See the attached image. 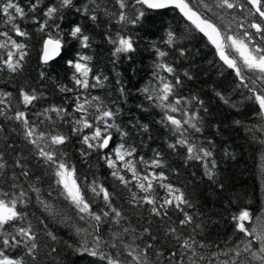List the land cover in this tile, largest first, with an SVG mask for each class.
Wrapping results in <instances>:
<instances>
[{
  "label": "trees",
  "instance_id": "obj_1",
  "mask_svg": "<svg viewBox=\"0 0 264 264\" xmlns=\"http://www.w3.org/2000/svg\"><path fill=\"white\" fill-rule=\"evenodd\" d=\"M32 2L18 0L26 11ZM126 3L128 7L123 11L129 19L137 16L140 11L144 12V16L135 24L118 22V15L106 14L105 10L117 14L121 11L116 0H96L99 7L95 13L91 11L95 7L91 0H74V7L62 9L48 21L49 27L40 31L33 17L42 22L46 19L43 16L46 8L58 6L59 0H39L35 13H29L26 19L16 21L29 33L28 37L15 36L0 15V31L7 30L14 39L26 43L28 53L22 71L15 74L6 69L0 71V93H11L8 101L12 107L26 111L30 121L37 124L39 130L65 134L68 140L60 147L67 153L70 163L76 166L82 177L87 176L89 181L98 178L109 189L113 205L123 212L125 219L119 226L109 221L101 225L100 235L105 240L111 237L113 230L128 227L134 231L124 234L127 242L131 243L135 238V244L141 248L146 243H152L154 248L149 252L159 251L166 257L172 251H181L175 237L168 234L170 228H175L182 238L194 236L198 242H203L207 247L202 251L220 253L221 249L227 250L229 246H235L246 239L236 230L232 219L239 210H250L253 219L246 222L250 230L256 229V234H259L264 227V143H261L264 140V129L261 128L264 121L256 114L255 105L246 99L247 89L239 86L234 71L219 60L215 49L178 11H150L144 5L135 4V0H126ZM85 5L90 9L88 12L84 11ZM92 14L97 15L96 21L91 19ZM232 15L239 20L245 13L233 11ZM75 26H80L83 33L90 37V47H82L77 39L69 35ZM233 29L238 30L235 24ZM251 31L254 33V30ZM169 32L175 37L171 45L167 42ZM49 33L53 36L59 34L63 38L62 56L55 62L45 64L42 60L43 40ZM117 33L132 39L134 51L113 56L114 45L109 42V38H116ZM3 39L0 37V40ZM258 40L259 36L256 37ZM157 50L167 55L161 58ZM80 55L92 58L90 61H82L92 69L90 84L95 83L92 77L99 75L102 85L83 90L74 84L72 77L76 73L69 61H78ZM160 62L171 65L175 73L168 74L157 69L156 65ZM41 72L45 73L43 78ZM157 73L173 83L178 76L180 83L175 86L170 101L182 97L188 111L199 113V126L202 130L195 132L189 128V138L212 151L210 159L216 161V175L212 180L205 175L200 162L187 159L186 148L178 145L173 150L168 147L169 143H175L177 137L170 130L172 126L164 119V109L147 99L149 94L154 95L151 89L159 86ZM60 86L73 88L74 91L61 92ZM145 88H149L150 92L145 93ZM21 89L34 90L38 98L25 107L20 102ZM77 96H97L103 107L114 112L115 124L127 135L121 136L115 128L111 129L113 139L110 149L121 143L126 147H135V155L130 159H133L138 171L145 174L163 172L167 179L162 183L182 191L193 205L191 208L181 205V208L193 216L194 223L181 225L183 212L174 205L166 207V216H156L151 214L150 205L137 207L129 203V189L138 195L144 194L135 187L136 181L125 188L112 177V169L107 167L102 158L113 155L109 149L92 151L87 158L81 156V149L87 150L80 142L81 136L89 134L92 129H84L83 133L75 134L72 132L73 124L65 122L80 116V113L74 111ZM184 102L180 107H185ZM54 107L67 108L71 115L62 120L54 112L48 111L45 114V110ZM90 112L94 113V109H90ZM169 114L181 120L185 118L181 112ZM47 116H51L52 120H48ZM89 119H93V116L90 115ZM156 153H160V156L157 157ZM0 154H3L8 164L0 186L7 187L5 180L13 173L19 175L21 169L15 167V162L20 160L31 173L29 180L37 183L41 189V198L50 201L53 209L61 212V215H50L36 201L35 194L31 193V203L26 211L34 225L40 247L35 259L26 256L22 247L11 249L8 254L24 256L25 264H105L98 257H92L80 249L87 234L82 232L78 235L76 228H86L90 232L92 229L89 223L81 221L72 206L50 189V185L55 187L52 173L35 154L34 146L26 141L21 126L3 116H0ZM140 157L149 164L141 163ZM157 158L162 166H150L151 160ZM122 174L131 180V173ZM153 183V195L159 202L168 196V192L160 187L161 182ZM50 191L51 197L48 195ZM93 206L99 211L104 206L102 199L96 198ZM195 224H201V229H195ZM145 228L156 237L155 240H151L147 234H144L143 239L139 238ZM46 232H52L56 239L52 240ZM87 239L91 242L92 237L87 236ZM152 258L155 259L154 256ZM225 258L220 255V260ZM160 264H168V261L162 257Z\"/></svg>",
  "mask_w": 264,
  "mask_h": 264
},
{
  "label": "snow or ice",
  "instance_id": "obj_2",
  "mask_svg": "<svg viewBox=\"0 0 264 264\" xmlns=\"http://www.w3.org/2000/svg\"><path fill=\"white\" fill-rule=\"evenodd\" d=\"M91 3L95 5L91 9L95 13L99 5L96 4V0H91ZM116 3L121 10L118 14L110 13L107 10L105 12L108 15H118V22L135 24L140 17L144 16V12L140 11L137 16L129 19L123 11L128 7L126 0H116ZM135 4L146 5L149 9H164L169 6L179 9L191 25L207 38L214 47L219 60L228 69L234 71L239 79V86L247 89L246 99L255 105L256 114L264 121V0H135ZM38 7L39 0H33L27 11L18 3V0H0V15L4 17L3 22L10 27L15 36L28 37L29 33L23 30L16 21L26 19L29 13H35ZM72 7H74V0H59L58 6H48L43 12L46 19L41 22L33 17V22L39 25L40 31H44L49 27L48 21L58 12ZM89 10L88 6L85 5L84 11L88 12ZM77 11H80V9H77ZM233 11L245 13V15L237 20V17L232 15ZM208 13H211V15H208ZM91 19L96 21L97 15L92 14ZM233 24L236 25L238 30L233 29ZM251 30H254V33ZM69 35L77 39L82 47H90V37L83 33L80 26L73 27ZM257 36L260 38L259 42L256 41ZM0 37L4 38L0 40V71L6 69L11 74L22 71L23 63L28 54L26 43L14 39L7 30L0 31ZM62 39L59 34L53 36L49 33L47 38L43 40L42 60L45 64L54 56L60 54ZM174 39V34L169 32L168 44L171 45ZM109 42L114 45L113 56L134 51L132 39L119 33H117L116 38H109ZM157 51L161 58L167 55L164 51ZM91 59L90 56L80 55L78 61H69V64L75 69V73L78 74H74L72 80L79 89L88 90L102 85V79L99 75L92 77L95 83L90 84L89 82L92 69L82 61H90ZM156 67L168 74L175 73L174 68L167 63L160 62ZM184 74L188 75L187 72ZM44 75V72L40 73L41 78ZM157 80L159 86L151 89L154 95L149 94L147 99L154 101L158 107L164 109V119L172 126L170 130L177 137L175 143H169L168 147L173 150L178 145L186 148L187 159L200 162L205 169V175L212 180L216 175V161L210 159L213 156L212 151L189 138V128L195 132H201L202 130L199 126L201 120L199 113L188 111L186 102L183 101L182 97H176L174 101H170V97L174 95L175 86L180 83L178 76L175 83H173L167 77L157 73ZM60 91L73 92L74 89L60 86ZM143 91L148 93L150 89L145 88ZM121 92H123V88H121ZM19 95L20 102L25 107L31 105L38 98L34 90L21 89ZM10 96L11 93H0V116L21 126L26 141L34 146L35 154L39 156L54 177L55 187L53 188L50 185V189L56 191L58 196L63 197L65 202L72 206L78 218L81 221L88 222L89 227L92 229L89 232L86 228H76L78 235L83 232L92 237L91 242H89L87 236L83 240L80 246L83 252L92 257H98L105 264H160L162 257L168 261V264H185V262L186 264H217V261L219 264H252L253 261L256 264H264V227L260 229L259 234H256V229L250 230L246 227V222H251L253 219L250 210L247 208L239 210L238 214L232 217L236 230L242 233L246 239H242L235 246H229L227 250L221 249L220 253L202 251L207 247L203 242H198L194 236L182 238L181 235L177 234L175 228H170L168 234L175 237L181 251H172L166 257L164 253L159 251L150 253L149 250L154 248L152 243H146L141 248L139 244H135V238L131 243L127 242L124 234L134 231L128 227L113 230L111 237L105 240L100 235L101 225L105 221H109L119 226L121 221L125 219L123 212L113 205L111 192L99 182L98 178L89 181L87 176L82 177L76 166L70 163L67 153L60 147L68 140L65 134L39 130L38 125L30 121L26 111L12 107L8 101ZM182 102L185 103L183 108L180 107ZM199 103L203 104L202 101H199ZM90 109H94V113L90 112ZM48 111L56 113L62 120L65 116L71 115L67 108L54 107L45 110V114ZM74 111L80 113V116L65 121L73 124L72 132L79 134L83 133L84 129H92L89 134L81 136L80 142L87 149H81V156L87 158L92 154V151L109 149L113 155H105L102 158L105 160L107 167L112 169V177L125 188H128L132 181H136L135 187L144 194L141 196L129 189L131 192L129 203L137 207L144 204L150 205L151 214L156 216H166V207L174 205L183 212L184 219L180 221L181 225L194 223L193 216L181 208V205L188 208L193 207V205L186 199L182 191L175 189L170 184L162 183L163 180L167 179L163 172L145 174L138 171L133 159H130L135 155V147H126L125 144L121 143L118 147L110 149V142L113 139L111 129L115 128L121 136L127 134L120 129L119 125L115 124L114 112L103 107L99 97L92 96L89 98L84 96L82 98L77 96ZM177 112H181L185 118L181 120L169 114ZM90 115L93 116V119H89ZM47 119L51 121L52 117L47 116ZM261 128L264 129V124H261ZM261 143H264V140H261ZM209 144H211V141H209ZM225 154L228 155L227 152ZM156 156L159 157L160 153H156ZM140 162L149 164L148 161H144L143 157H140ZM150 166L161 167V161L158 158L153 159ZM7 167V161L4 159L3 154H0V180L4 179ZM15 167L21 169L19 175L13 173L5 180L7 187L0 186V264H25L24 256L16 257L8 254L9 250L21 247L24 249L26 256L32 259L36 257L40 245L37 242L38 237L34 225L28 219L26 211L31 203V193L35 194L36 201L50 215H61L59 210L53 209L50 201L41 198V189L37 186V183L29 180L31 173L24 168L20 160L15 162ZM125 172L131 173V180L122 174ZM36 180L38 181L39 177ZM154 181L161 182L160 187L165 188L168 192V196L161 198L159 202L157 197L153 195ZM52 191L49 192V197H51ZM96 198H101L104 205L99 211H96L93 206ZM201 227V224H195V229H201ZM144 234L149 235L151 240L156 239L155 236L151 235L148 228L143 230L139 238L143 239ZM46 235L52 240L56 239L52 232H46ZM249 237H252V239H247ZM105 249L116 251H105ZM220 255L226 258L220 260ZM153 256L155 259L152 258Z\"/></svg>",
  "mask_w": 264,
  "mask_h": 264
},
{
  "label": "water",
  "instance_id": "obj_3",
  "mask_svg": "<svg viewBox=\"0 0 264 264\" xmlns=\"http://www.w3.org/2000/svg\"><path fill=\"white\" fill-rule=\"evenodd\" d=\"M146 8H147V6L146 5H144ZM148 10H150V11H164V10H169V9H173V10H176V11H178V13L181 15V17L187 22V23H189L190 25H191V23L180 13V11H179V9H176V8H174L173 6H169L168 8H164V9H149V8H147ZM191 26H193V25H191ZM194 27V26H193ZM195 28V27H194ZM199 34H201V33H199ZM202 36H203V34H201ZM204 37V36H203ZM206 40H207V38L206 37H204ZM208 41V40H207ZM209 42V41H208ZM209 44H210V42H209ZM211 45V44H210ZM212 46V45H211ZM213 47V46H212ZM214 48V47H213ZM62 56V49H61V51H60V54L59 55H57V56H54L53 57V59H51L47 64H49V63H52V62H55V61H57L60 57Z\"/></svg>",
  "mask_w": 264,
  "mask_h": 264
},
{
  "label": "flooded vegetation",
  "instance_id": "obj_4",
  "mask_svg": "<svg viewBox=\"0 0 264 264\" xmlns=\"http://www.w3.org/2000/svg\"><path fill=\"white\" fill-rule=\"evenodd\" d=\"M259 40H260V38H259ZM259 40H258V41H259Z\"/></svg>",
  "mask_w": 264,
  "mask_h": 264
}]
</instances>
